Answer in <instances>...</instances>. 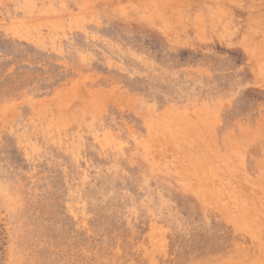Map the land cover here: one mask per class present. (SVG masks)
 Here are the masks:
<instances>
[{"label":"rangeland","instance_id":"rangeland-1","mask_svg":"<svg viewBox=\"0 0 264 264\" xmlns=\"http://www.w3.org/2000/svg\"><path fill=\"white\" fill-rule=\"evenodd\" d=\"M0 264H264V0H0Z\"/></svg>","mask_w":264,"mask_h":264},{"label":"bare ground","instance_id":"bare-ground-1","mask_svg":"<svg viewBox=\"0 0 264 264\" xmlns=\"http://www.w3.org/2000/svg\"><path fill=\"white\" fill-rule=\"evenodd\" d=\"M208 155V154H207ZM207 166V165H206ZM205 174V173H204Z\"/></svg>","mask_w":264,"mask_h":264}]
</instances>
